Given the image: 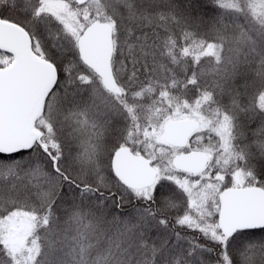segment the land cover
I'll return each mask as SVG.
<instances>
[{
	"label": "snow or ice",
	"instance_id": "6c2138e0",
	"mask_svg": "<svg viewBox=\"0 0 264 264\" xmlns=\"http://www.w3.org/2000/svg\"><path fill=\"white\" fill-rule=\"evenodd\" d=\"M0 264H264V0H0Z\"/></svg>",
	"mask_w": 264,
	"mask_h": 264
}]
</instances>
